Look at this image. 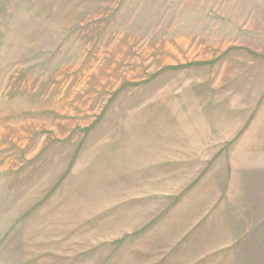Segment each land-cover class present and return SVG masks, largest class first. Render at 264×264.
<instances>
[{
    "label": "rangeland",
    "instance_id": "rangeland-1",
    "mask_svg": "<svg viewBox=\"0 0 264 264\" xmlns=\"http://www.w3.org/2000/svg\"><path fill=\"white\" fill-rule=\"evenodd\" d=\"M0 264H264V0H0Z\"/></svg>",
    "mask_w": 264,
    "mask_h": 264
},
{
    "label": "crops",
    "instance_id": "crops-1",
    "mask_svg": "<svg viewBox=\"0 0 264 264\" xmlns=\"http://www.w3.org/2000/svg\"><path fill=\"white\" fill-rule=\"evenodd\" d=\"M176 86H177V85H174L173 83H172L171 85L168 86L169 89H172V91H171L172 94L176 92Z\"/></svg>",
    "mask_w": 264,
    "mask_h": 264
}]
</instances>
